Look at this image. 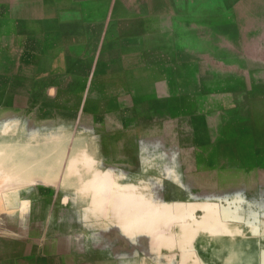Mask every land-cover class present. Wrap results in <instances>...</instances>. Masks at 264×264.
Segmentation results:
<instances>
[{
    "label": "rangeland",
    "instance_id": "obj_1",
    "mask_svg": "<svg viewBox=\"0 0 264 264\" xmlns=\"http://www.w3.org/2000/svg\"><path fill=\"white\" fill-rule=\"evenodd\" d=\"M245 171L264 0H0V264H187Z\"/></svg>",
    "mask_w": 264,
    "mask_h": 264
},
{
    "label": "crops",
    "instance_id": "obj_2",
    "mask_svg": "<svg viewBox=\"0 0 264 264\" xmlns=\"http://www.w3.org/2000/svg\"><path fill=\"white\" fill-rule=\"evenodd\" d=\"M239 179L241 194L188 198L189 210H202L211 224L218 220L219 227L209 226L190 237L187 264H264V172L245 171ZM172 258L179 264L181 257Z\"/></svg>",
    "mask_w": 264,
    "mask_h": 264
}]
</instances>
